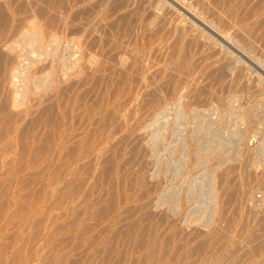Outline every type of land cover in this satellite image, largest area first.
<instances>
[{"label":"rangeland","instance_id":"374dc122","mask_svg":"<svg viewBox=\"0 0 264 264\" xmlns=\"http://www.w3.org/2000/svg\"><path fill=\"white\" fill-rule=\"evenodd\" d=\"M0 264H264V0H0Z\"/></svg>","mask_w":264,"mask_h":264},{"label":"bare ground","instance_id":"6f19581e","mask_svg":"<svg viewBox=\"0 0 264 264\" xmlns=\"http://www.w3.org/2000/svg\"><path fill=\"white\" fill-rule=\"evenodd\" d=\"M30 36H32V35H30ZM28 39H29V38H28ZM31 40H32V39H31ZM32 41H33V40H32ZM28 42H29V40H28ZM29 43H30V42H29ZM33 43H34V42H33ZM49 44H50V43H49ZM31 45H33V44H31ZM31 45H30V46H31ZM30 46H29V47H30ZM48 46H49V45H48ZM25 47H26V46H25ZM30 48H36V47L33 46V47H30ZM29 50H30V49H29ZM36 51H37V50H36ZM30 52H31V51H30ZM227 53H228V52H227ZM30 55H31V54H30ZM27 56H28V55H27ZM67 56H68V55H67ZM64 57H65V56H64ZM238 58H239V57H238ZM65 61H66V60H65ZM65 61H64V62H65ZM67 63H68V62H67Z\"/></svg>","mask_w":264,"mask_h":264}]
</instances>
